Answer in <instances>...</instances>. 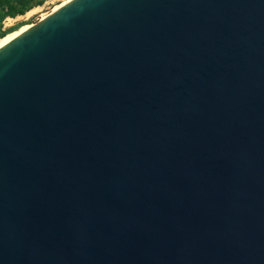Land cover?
Returning a JSON list of instances; mask_svg holds the SVG:
<instances>
[{
	"label": "water",
	"instance_id": "1",
	"mask_svg": "<svg viewBox=\"0 0 264 264\" xmlns=\"http://www.w3.org/2000/svg\"><path fill=\"white\" fill-rule=\"evenodd\" d=\"M0 264H264V0H70L0 47Z\"/></svg>",
	"mask_w": 264,
	"mask_h": 264
},
{
	"label": "rangeland",
	"instance_id": "2",
	"mask_svg": "<svg viewBox=\"0 0 264 264\" xmlns=\"http://www.w3.org/2000/svg\"><path fill=\"white\" fill-rule=\"evenodd\" d=\"M63 1L65 0H42V4L33 7L23 15H17L16 17L5 16L2 19V28L5 30L17 25L20 27L21 25L31 23L43 13H48L55 9ZM3 2L4 0H0V18L4 13Z\"/></svg>",
	"mask_w": 264,
	"mask_h": 264
},
{
	"label": "trees",
	"instance_id": "3",
	"mask_svg": "<svg viewBox=\"0 0 264 264\" xmlns=\"http://www.w3.org/2000/svg\"><path fill=\"white\" fill-rule=\"evenodd\" d=\"M42 4V0H4L2 6L4 13L0 18V38L6 35L8 32L17 29L19 26H14L8 29L2 28V19L5 16L16 17L17 15H23L35 6Z\"/></svg>",
	"mask_w": 264,
	"mask_h": 264
},
{
	"label": "bare ground",
	"instance_id": "4",
	"mask_svg": "<svg viewBox=\"0 0 264 264\" xmlns=\"http://www.w3.org/2000/svg\"><path fill=\"white\" fill-rule=\"evenodd\" d=\"M70 0H65L63 1L61 4L57 5L55 7V9H53L52 11L48 12V13H43L42 15H40L36 20H34L31 23L28 24H24L21 25L20 27H18L17 29L8 32L6 35H4L3 37L0 38V47H2L3 45H5L7 42H9L10 40H12L13 38H15L16 36H18L19 34H21L22 32H24L25 30H27L28 28H30L31 26H33L34 22H37L38 20L48 16L49 14H51L52 12H54L55 10H57L58 8H60L61 6H63L64 4H66L67 2H69Z\"/></svg>",
	"mask_w": 264,
	"mask_h": 264
}]
</instances>
